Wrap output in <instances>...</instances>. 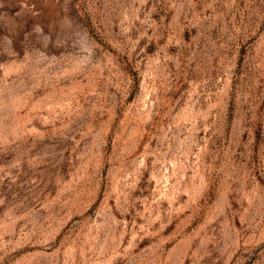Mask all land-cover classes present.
Listing matches in <instances>:
<instances>
[{"label": "rangeland", "instance_id": "obj_1", "mask_svg": "<svg viewBox=\"0 0 264 264\" xmlns=\"http://www.w3.org/2000/svg\"><path fill=\"white\" fill-rule=\"evenodd\" d=\"M0 264H264V0H0Z\"/></svg>", "mask_w": 264, "mask_h": 264}]
</instances>
